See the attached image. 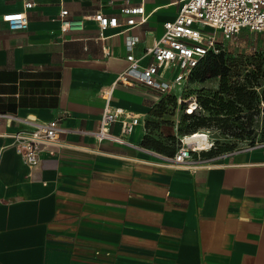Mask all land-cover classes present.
<instances>
[{
    "label": "crops",
    "instance_id": "crops-1",
    "mask_svg": "<svg viewBox=\"0 0 264 264\" xmlns=\"http://www.w3.org/2000/svg\"><path fill=\"white\" fill-rule=\"evenodd\" d=\"M130 1L148 17L121 33L125 0H0V114L63 117L67 129L29 166L8 136L21 125L0 116V264H264V146L195 167L166 162L143 145L163 140L162 94L136 80L116 83L109 99L138 117L132 131L124 142L96 138L100 93L128 67L127 36L138 38L133 55L144 66L145 48L180 8ZM63 9L69 19L115 16L120 26L102 38L92 20L62 31ZM23 11L27 28L10 30L2 16Z\"/></svg>",
    "mask_w": 264,
    "mask_h": 264
},
{
    "label": "built area",
    "instance_id": "built-area-1",
    "mask_svg": "<svg viewBox=\"0 0 264 264\" xmlns=\"http://www.w3.org/2000/svg\"><path fill=\"white\" fill-rule=\"evenodd\" d=\"M32 2H25L24 9H29ZM120 14L125 17L126 33L131 28L146 22L143 2L133 3L125 0L120 8ZM10 30L26 29L28 19L26 13H9L2 16ZM85 20L97 23L99 36L108 28H117L120 22L115 16H106L101 12L81 19H69L68 11L60 12V27L62 31H80ZM163 34L155 39L144 50V56L150 60L141 66L139 59L133 55V49L138 38L127 36L126 61L128 67L120 74L111 87L100 93L105 101L95 136L98 140L123 141V136L129 134L137 121V116L121 108H110L109 99L113 86L118 83L130 84L132 80L153 88L161 94L182 85L199 62L209 53L217 54L220 51L217 34L229 38L243 29L250 32L264 34V0H180L177 16L163 25ZM188 113V109H186ZM8 121L16 120L20 125L17 131L9 134L12 139L11 147L23 160L32 166L36 164L40 155L47 147L58 146L61 137L67 132L63 127V117H54L47 122H35L31 119H22L0 114ZM120 125V134L112 132L114 124ZM207 135V146L198 147L195 143L187 142L186 137L179 139L180 146L176 153L169 157L164 156L166 162L185 166H199L207 164L223 156L232 155L256 147H263L264 143L248 145L235 150L214 154L202 155L216 148L214 140Z\"/></svg>",
    "mask_w": 264,
    "mask_h": 264
},
{
    "label": "rangeland",
    "instance_id": "rangeland-1",
    "mask_svg": "<svg viewBox=\"0 0 264 264\" xmlns=\"http://www.w3.org/2000/svg\"><path fill=\"white\" fill-rule=\"evenodd\" d=\"M217 39L220 51L217 53L220 65L227 71L225 73L229 83L243 82L245 75L257 70L260 66L262 80L264 81V34L250 32L243 29L229 38H223L219 33ZM221 76L211 77L195 70L190 73L188 79L177 88L167 94H162L163 107L161 125L167 126L161 131L163 137L175 136L166 144L173 149L180 146V137L184 133H190L197 122L202 118L204 126L196 129V133L208 134L215 142L216 147L221 150H235L248 146L254 142L264 141V112L256 110V101L251 110L241 111L233 114H216L222 110L220 101L216 105L212 102L216 93L221 89ZM224 102L230 95L226 92L220 93ZM210 101L207 107L202 102ZM194 104L195 109L188 117L186 109ZM218 104V105H217ZM262 104L260 103V108ZM224 113V112H223ZM166 118V119H165ZM177 126L174 135L169 134ZM183 126L182 130L179 127Z\"/></svg>",
    "mask_w": 264,
    "mask_h": 264
},
{
    "label": "trees",
    "instance_id": "trees-1",
    "mask_svg": "<svg viewBox=\"0 0 264 264\" xmlns=\"http://www.w3.org/2000/svg\"><path fill=\"white\" fill-rule=\"evenodd\" d=\"M219 58L220 56L217 57V54L209 53L199 62L197 67L193 69V71L200 70L202 71V73L208 74L211 77L222 75L221 89L218 93H216L215 98L212 100L214 104L216 103V101L218 100L220 101L219 105L221 106L222 110L217 111L216 114L229 115L241 111L251 110L252 105L255 101H256V110L259 111V109H262L264 112V81L261 78L262 71L260 66H258L257 70L252 71L249 74H246L243 82L229 83L225 75L227 70L220 65ZM223 92H226L228 95H230L227 102H224L222 96L219 95L220 93ZM208 103H210L209 100H207L206 102H202L203 107H207ZM260 103L262 104L261 108H260ZM164 106L165 104H163V100L161 99L157 109V112L160 114L161 117H162L161 111ZM187 116L192 117V115L189 114H187ZM149 123L151 124V125L149 124L150 125L149 127H151V129L153 130L159 127L158 122H149ZM204 125L205 124L202 118H197V122L195 123V126L199 128ZM196 127H194L190 133H184L183 136H188L196 133V129H197ZM183 128H184L183 126H180L179 130H182ZM174 137L175 136L163 137L162 141H156L145 137L143 140V145H145L146 147H153L158 152L171 157L176 153L178 149L171 148L170 146H168V144H166V141L168 140L172 141ZM257 143L254 142L250 145H254ZM259 143H264V141H261ZM227 151H230V149L221 150L216 147L210 152H203L202 155L210 156Z\"/></svg>",
    "mask_w": 264,
    "mask_h": 264
},
{
    "label": "bare ground",
    "instance_id": "bare-ground-1",
    "mask_svg": "<svg viewBox=\"0 0 264 264\" xmlns=\"http://www.w3.org/2000/svg\"><path fill=\"white\" fill-rule=\"evenodd\" d=\"M195 109L194 104H191L188 108V113H192ZM187 142L195 143L198 147H206L207 146V135L205 133H194L192 135H188L186 137Z\"/></svg>",
    "mask_w": 264,
    "mask_h": 264
}]
</instances>
